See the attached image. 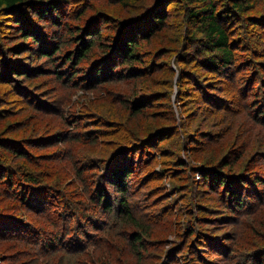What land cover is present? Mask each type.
Here are the masks:
<instances>
[{
	"label": "trees",
	"instance_id": "obj_1",
	"mask_svg": "<svg viewBox=\"0 0 264 264\" xmlns=\"http://www.w3.org/2000/svg\"><path fill=\"white\" fill-rule=\"evenodd\" d=\"M93 1L0 0V93L19 96L40 112L59 111L63 117L62 110L46 101L43 92H38L40 76L48 74L68 88H90L96 82L114 79L145 78L155 70L160 55H143L141 44L165 32L172 36L165 52L175 57L180 90L185 75L200 84L202 79L214 75L234 82L238 74L244 72L236 79V85L247 101L232 100L231 105H236L232 110L247 112L251 117L243 114L255 119L260 115L264 123V74L259 73L264 72V57L259 59L264 56L260 49V42L264 40V15L252 11L258 0H158L139 16L120 22L114 35L110 31L108 35L102 33L111 25L108 23L101 29L99 22L113 19H103V13L107 12L101 9L92 13L91 21L85 26L74 23L84 18V7ZM109 1H118L127 7L135 2ZM256 26L260 30L252 35L256 38L253 41L248 32ZM18 39L20 41L11 44ZM94 47L100 50L99 55L93 54ZM39 61L42 64L36 65ZM167 67L175 71L168 64ZM212 84V81L201 83L200 89L205 90L206 85ZM141 98L134 105V115L146 113L145 108L151 102L145 95ZM212 100L209 101L214 103ZM1 101L0 97V116H5L2 112L7 109L2 107ZM55 103L63 109L58 101ZM67 118L60 120L66 122L68 131L61 130L49 137H4L8 129H0V264H123L122 259H109L104 254L110 244L119 246L114 235L123 232L117 230L121 224L131 230L121 234V242L133 246L137 255L133 264H145L141 250L153 240L156 225L153 219L144 220V211L139 207L142 199L132 200L131 195L135 190L141 193L139 189L144 188L148 173L143 176V167L155 162L159 154L157 141L166 139L168 132L122 147L120 142L131 141L129 137L132 136L120 140L112 130H107L113 142H120L110 147L112 152L107 157L85 163L71 145L68 146L82 136L76 133V119ZM104 131L102 128L95 130L83 140L92 148L99 144L98 139L103 137ZM64 141L68 143L58 147ZM187 144L188 147H184L185 141H182L180 148L190 156L192 146L188 140ZM34 146L46 149L57 146L53 157L69 158L76 171L74 180L66 185L74 187L78 180L81 193H76V187L70 191L66 189L57 170L45 173L29 168L25 163L37 159L32 151ZM262 147L258 164H264V142ZM53 157L48 156V159ZM174 158L176 172L184 173L183 177L174 176V180L188 188L182 190L187 193L181 198L190 195L184 213L189 218L184 219L186 230L181 222L180 227L168 230L157 241L163 251L157 260L154 259V264L156 261L157 264H186L185 260L191 264H223L222 258L228 261V251L233 256L231 260L236 261L239 251L254 246L253 239L247 238L242 243L241 236L226 245L225 241L214 237V231L204 230L203 225L214 223L209 214L215 210L216 202L227 210L226 218L238 225H242L241 218L255 216L259 204L258 214L263 211L264 190L259 185H264V172L258 167L251 169L248 178L236 177L227 175L224 170L230 163L222 168L215 164L200 167L181 160L179 155ZM12 162L15 165H11ZM44 162L39 166L43 167ZM85 171L93 172L92 177H83ZM257 171L259 176L255 175ZM163 172L151 171V179L163 180ZM169 189L171 194L179 192L176 187ZM142 194L150 203L152 194ZM93 205L105 216L101 221L105 227L98 228L100 233L94 232L101 224L91 214ZM261 221L262 229L264 222ZM233 235L237 236L236 229ZM229 236L227 234L226 238ZM99 248H102L101 253L96 256ZM245 255L247 264H264V249L249 250Z\"/></svg>",
	"mask_w": 264,
	"mask_h": 264
},
{
	"label": "rangeland",
	"instance_id": "obj_2",
	"mask_svg": "<svg viewBox=\"0 0 264 264\" xmlns=\"http://www.w3.org/2000/svg\"><path fill=\"white\" fill-rule=\"evenodd\" d=\"M157 1L135 0L133 4L127 7L118 1L95 0L84 7V18L76 19L74 23L77 22L81 26H85L86 22L91 21L92 13L101 9L109 13H103V19H113L111 22H105V20H103L104 23L99 22L101 29L106 27L108 23L111 25L110 28L103 29L102 33L108 35V33L112 32V35H114L120 22H124L128 17L131 19L139 16L142 12L154 6ZM252 11L264 15V0H258ZM172 27L174 28L175 25H172ZM259 30L260 27L256 26L248 32L253 41L256 38L252 35ZM171 37L165 32L162 34L158 33L141 44V51L145 52L143 55L152 56L154 53H157L158 56L160 55L159 60L155 62V70L145 78L96 82L90 88L77 86L76 88H68L64 84L54 81L53 77L48 76V74L40 76V83L36 79L34 80L35 83H38V92H43L46 101L62 110L65 119L67 116L68 120L76 119L78 126L76 133L79 132V136H82V138L81 140H76V142H71L68 146L71 145L73 151L78 154L79 159L85 163L107 157L112 152L110 147H114L120 142L119 140L113 142V136H108L107 130H112L114 135L120 140L132 136L129 138L133 140L120 142L122 147H128L132 145L131 143L138 140L168 132L169 135L166 139L157 141L159 154L155 156V162L153 161L150 165L143 167V176L148 173V178L143 183L145 189H139L141 193L135 190L131 195L132 200L142 199V205H138L144 211V220L150 221V219H153L155 221L153 223L156 225L153 232V240L149 241L145 245L146 248L142 247L141 250L145 264H154V259L157 260L160 257L163 249L157 241L168 230L171 229L173 231V228L180 227L179 223L181 222L184 230L187 228L186 220L184 219L189 217L186 218L184 213L190 195L187 194L181 198L182 194L187 193V191L183 192L182 190H188V188L182 187L179 180H174L176 179L174 176H184L183 172H176V161H173L175 160L174 156L179 155L181 160L200 167L206 164H215L222 168L225 163H230L229 166L224 168L227 172L226 174L230 176L248 178L251 175V171L258 169V167L264 172V164L259 163V165L257 162L262 155L261 148H263L262 142H264L263 120L260 115H258V119H255L253 117L250 118L251 116L247 112L235 113L232 109L236 105H231L230 103L234 99L241 102L247 101L246 97L241 95L242 91L240 88L236 85V79L240 78L244 72L238 74L234 82L214 75L202 79L200 84L189 80L188 75H185L184 78L182 77L183 83H181L180 90V75L176 69L175 57L172 58V54H166L165 52L168 51L167 41ZM18 41L20 40H14L11 44ZM260 49L264 52V40L260 42ZM92 51L94 55L100 54V50L96 47ZM263 57L261 55L259 59H263ZM41 64L42 61L36 63V65ZM167 64L172 66L175 71L171 72L168 70ZM259 73L264 74V72ZM208 81L213 82L212 86L207 87L206 85L205 90L200 89L201 83L206 84ZM31 89H34V86ZM8 93L10 94V92ZM142 95H145L146 99L150 98L151 102L145 108L146 113L134 115V105L142 99ZM0 97L2 98V107L7 109L2 112L5 116H0V129L4 127L8 129V132L4 133V137L14 135V138L20 139L22 136H26L34 139L40 136L49 137L53 133L65 129L68 131L66 122L62 123L60 120L64 118L59 111L40 112L39 109L14 94L3 95L0 93ZM210 99H213L214 103H211ZM56 101L60 103L63 109L55 103ZM48 111L46 110V112ZM254 112L252 111L251 113L254 114ZM14 122L16 124H12ZM100 128L105 130V134L98 139L99 144H95L91 148L83 139L89 133H95V130ZM16 130L20 131L16 132ZM242 135L243 137L240 138ZM215 138L217 139L215 140ZM187 140L189 145L192 146L190 156H186L183 153L184 150L180 148L182 141H185L184 147H188ZM66 143L68 142L64 141L58 147H62ZM32 148L33 154L37 155V159H33L35 164L33 162L25 163L29 168L45 173L46 170H49L50 173L53 170H57V176L64 181V186L69 181L74 180L76 171L73 170L69 158H54L55 151L53 148L46 149L41 146ZM48 156L54 159L51 158L49 160ZM42 162H44L43 167L39 166ZM11 165L15 164L12 162ZM162 170L164 172L161 175L165 177L163 180L159 178L151 179V171H159L160 173ZM92 173L85 171L83 177L91 178ZM255 175L259 176L258 171L255 172ZM262 178L264 179V175ZM259 186L263 191L264 185L261 184ZM75 187L76 193H81L78 180H76L74 187L66 185V189L69 191L75 189ZM169 187H176L179 192L171 194ZM146 192L152 194L150 203L145 200L142 194ZM160 195L161 199L159 201ZM165 195H168L169 199ZM79 197H82V195ZM144 205L148 206L143 209ZM215 205V210H211L209 214L213 218L214 223L204 224V230L209 231L210 229L212 232L214 231V237L219 241H225L226 245H230L236 238L239 239L241 236H243L241 239L242 243L245 239L252 238L254 246L239 251V258H235L236 261L231 260L233 256H231L232 254L229 251L228 261H224L223 258L221 260L223 264H247L248 259L245 258L247 257L245 253L249 252V250H256V248L264 249V228L261 229V220L264 222V209L258 214L261 207L259 204L258 212L256 211L258 215L243 217L241 218L242 225H238L237 223L233 224L226 218L225 213L227 210L224 211V208L219 207L217 202ZM91 214L94 215L100 224L105 219L104 214L98 208H95L94 205ZM224 217L225 219L223 220ZM103 227H105L104 224H101L100 227L97 226L94 232L100 233L98 228ZM235 229L237 230L236 237L233 235ZM117 230L123 231L122 233L115 232L116 234L114 235L120 247L110 244L108 250L105 249L107 252L104 254L109 259H122L123 264H133L134 259L137 257L133 251V246L129 245V243L121 242L124 233L128 234L131 230L122 224L119 225ZM105 231L106 233L108 232L107 229ZM231 233L233 234L231 235ZM227 234L228 236L230 235L228 239L226 238ZM168 238L173 239L171 236H168ZM101 249H98L96 256L101 253ZM155 263L159 262L156 261ZM185 263L191 264L189 260H185Z\"/></svg>",
	"mask_w": 264,
	"mask_h": 264
}]
</instances>
